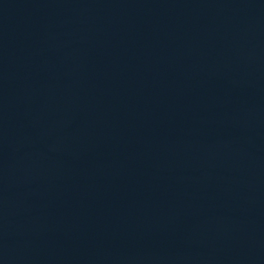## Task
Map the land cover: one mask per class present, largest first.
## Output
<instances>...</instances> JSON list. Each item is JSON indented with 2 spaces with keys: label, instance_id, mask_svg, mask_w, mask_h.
Returning <instances> with one entry per match:
<instances>
[{
  "label": "water",
  "instance_id": "water-1",
  "mask_svg": "<svg viewBox=\"0 0 264 264\" xmlns=\"http://www.w3.org/2000/svg\"><path fill=\"white\" fill-rule=\"evenodd\" d=\"M0 264H264V0H0Z\"/></svg>",
  "mask_w": 264,
  "mask_h": 264
}]
</instances>
